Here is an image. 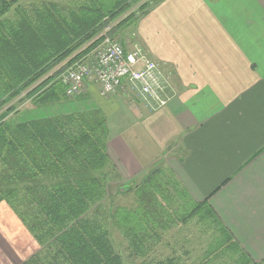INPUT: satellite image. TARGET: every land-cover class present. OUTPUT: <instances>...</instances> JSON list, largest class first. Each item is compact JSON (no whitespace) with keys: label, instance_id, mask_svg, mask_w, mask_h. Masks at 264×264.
Wrapping results in <instances>:
<instances>
[{"label":"trees","instance_id":"trees-1","mask_svg":"<svg viewBox=\"0 0 264 264\" xmlns=\"http://www.w3.org/2000/svg\"><path fill=\"white\" fill-rule=\"evenodd\" d=\"M115 1L111 8L107 0L68 7L46 0L27 5L0 0L2 237L11 242L23 234V240L30 236L37 245L20 264H125L112 243L116 229L128 253L143 259L141 264H188L182 254L148 255L160 243L161 229L180 224L182 233L189 232L194 223L198 229L215 227L217 244L211 248L207 241L193 264L252 263L208 203L193 201L174 175L160 167L134 186V209L105 204L111 181L121 178L107 154V117L82 92L78 99L87 105H57L69 100L58 76L65 64L98 45L107 24L117 20L116 28L129 26L152 7L141 0L143 11L136 15L125 2ZM24 99L33 111L12 119L16 102ZM116 187L124 193L123 186ZM186 241L182 236L176 243Z\"/></svg>","mask_w":264,"mask_h":264},{"label":"crops","instance_id":"crops-1","mask_svg":"<svg viewBox=\"0 0 264 264\" xmlns=\"http://www.w3.org/2000/svg\"><path fill=\"white\" fill-rule=\"evenodd\" d=\"M128 28L124 49L137 44L159 64L170 99L150 110L85 84L82 94L107 117L111 164L122 181L170 172L208 203L250 264H264V0H161ZM180 226L161 229L170 251L161 258L182 249ZM2 235L0 227V264L38 250L30 236Z\"/></svg>","mask_w":264,"mask_h":264},{"label":"built area","instance_id":"built-area-1","mask_svg":"<svg viewBox=\"0 0 264 264\" xmlns=\"http://www.w3.org/2000/svg\"><path fill=\"white\" fill-rule=\"evenodd\" d=\"M116 21L102 30L98 35L102 39L92 51L65 64L58 77L66 87V95L82 92L91 81L98 85L103 96L121 92L150 110L164 106L170 99L168 76L141 46L133 44L125 50L120 41L109 37Z\"/></svg>","mask_w":264,"mask_h":264},{"label":"rangeland","instance_id":"rangeland-1","mask_svg":"<svg viewBox=\"0 0 264 264\" xmlns=\"http://www.w3.org/2000/svg\"><path fill=\"white\" fill-rule=\"evenodd\" d=\"M4 1H8V0H4ZM38 0H17V3L20 5H27L31 2H37ZM49 2H52L54 4H58V6L60 7H68V6H74V5H79L84 3L86 0H46ZM105 1V0H102ZM123 2H125V4H127V10L129 11H133L136 13V15L140 14L141 9H139V5H140V1L141 0H121ZM146 1L147 3V8L151 7L154 3V0H143ZM115 0H107V5L108 7H113L115 4ZM14 11V8H12L10 10L11 14ZM118 22V21H117ZM117 22L113 23V26L111 28V30L114 28L112 34L109 32V37H111L112 39L118 40L120 41V43L124 42V40L122 41L123 38L127 37L126 32L128 31V27L126 26V23H124L123 25H120V27H115ZM133 36V34H132ZM81 93V92H79ZM78 93V94H79ZM73 95V96H67L66 97L69 99H67L68 101L63 102V103H59L57 105H63L65 107H72L71 104H73V106L77 107V106H84L87 105V101H84V99H78L79 95ZM78 95V96H77ZM77 99H75V98ZM108 97V96H107ZM91 104V103H89ZM17 105V109L11 113V118L14 119L16 116L21 115V114H30L29 111H33V105L31 104V102L27 99L21 100L20 102H16ZM55 106V105H53ZM28 111V113H26ZM21 113V114H20ZM14 117V118H13ZM113 123L115 122L114 120H110ZM154 169V168H152ZM112 175H116L115 171H111ZM143 175H141L142 177ZM141 177L140 178H136V179H131L130 181H122L123 179L120 178V180H118L117 182L115 180L111 181L110 184V188H109V195L107 196V199H105V204L108 205L110 203H114V206H123L129 209H134L137 201H136V197H135V192H134V186L138 183H140L141 181ZM115 179V178H114ZM117 185L123 186L122 187V191L124 193H117ZM132 189L127 190L128 187H130ZM173 195V194H172ZM175 196H180L177 192L174 194ZM215 224H213L214 227ZM209 229V231L207 233H205V229ZM202 230L204 233L202 234L200 231ZM199 229L198 226L195 225L194 223H191L190 226L188 227V231H185L182 233V236L184 238H186V242L181 243L182 249L179 250L177 252V254H182L181 258L186 260L188 262V264H193L197 257L200 256L202 250L205 249L206 246V242L208 243V247L213 248L217 242L215 243L213 240V236L216 235L215 234V227L214 230L210 227H207L205 225H199ZM19 239L21 238L20 234L18 235V233L16 234ZM169 239L171 237V235L168 236ZM111 239H112V243L115 247V250L117 252H119L123 258V261L125 264H141L143 259L140 257H135L133 255H130L128 253V251L126 250V243L124 241L121 240L120 234L116 229H112L111 231ZM180 245V244H179ZM161 251L163 252V254H168L170 251L168 249H162L161 250V241L158 245H155L151 248L150 253L148 255V258H161ZM220 264V263H217ZM225 264H230L229 262L225 263Z\"/></svg>","mask_w":264,"mask_h":264}]
</instances>
